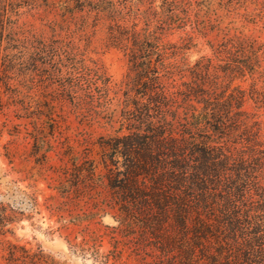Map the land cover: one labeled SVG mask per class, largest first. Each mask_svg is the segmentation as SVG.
<instances>
[{
    "label": "rangeland",
    "instance_id": "374dc122",
    "mask_svg": "<svg viewBox=\"0 0 264 264\" xmlns=\"http://www.w3.org/2000/svg\"><path fill=\"white\" fill-rule=\"evenodd\" d=\"M108 1L125 17L129 10L154 12L150 23L162 46L175 43L171 49L179 51L177 58L190 64L202 56L215 57L211 44L224 37L264 43V0H179L193 16L197 7L201 13L210 7L211 13L200 17L211 18L204 33L192 28V19L180 28H160L155 10L163 0ZM6 3L0 0V206L11 222L0 236V264L9 262V242L19 246L13 264H182L171 238L173 212L160 217L152 201L153 175L142 176L138 189L124 190L132 156H106L113 152L107 143L127 134L151 139L153 149H158L157 138L167 147L182 144L187 121L183 83L191 82V75L168 73L152 84L153 94L181 93L168 94V106L149 104L137 93L131 48L116 38L105 15L97 16L88 6V23L81 28L80 12L64 19L32 5L6 9ZM54 19L63 27H57L59 49L49 53L51 62L31 64L22 28L48 38ZM137 21L138 28L145 25L144 19ZM66 42L87 48V59L70 60ZM261 59L263 70L264 55ZM211 71L215 78V69ZM223 80L217 92L225 88ZM253 81L248 73L230 88L241 84L249 89ZM256 82L263 89L264 74L258 73ZM136 98L139 109L131 102ZM246 108L255 111L251 100Z\"/></svg>",
    "mask_w": 264,
    "mask_h": 264
},
{
    "label": "trees",
    "instance_id": "16d2710c",
    "mask_svg": "<svg viewBox=\"0 0 264 264\" xmlns=\"http://www.w3.org/2000/svg\"><path fill=\"white\" fill-rule=\"evenodd\" d=\"M182 3L163 0L158 4L155 14L160 28H180L192 19L193 29L206 32L211 18L200 17L210 14V7L204 13H201L203 8L197 7L193 16L189 5L184 7ZM22 4L40 8L47 14L56 11L64 19L68 14L80 12L81 28L88 23V6L97 16L103 14L109 18L116 38L131 48L137 93L148 98L149 104L168 106L170 96L181 93L163 90L153 94L152 84L161 82L168 73L191 75L192 81L183 83L187 121L182 144L173 141L167 147L157 138L158 149H153L151 139L127 134L107 143L114 153L106 158L132 156L124 173L128 182L121 184L124 190L138 189L142 176L153 175L152 201L160 217L173 212L171 238L173 248L181 254L182 264H264V112L258 113L264 111V88L256 85L258 73L264 74V69H259L264 43L239 35L224 37L217 45L211 44L215 57L202 56L190 64L177 58L179 51L171 49L177 47L175 43L162 46L158 31L150 23L154 12L129 10L125 17L108 0L89 3L88 0H7L3 6L8 9L9 5L14 10ZM142 19L145 25L138 28L137 20ZM0 20L2 23L1 15ZM49 25L54 33L48 38L37 37L33 30L22 28L23 45L31 50V64L51 62L49 53L60 47L62 40L56 33L61 24L54 19ZM0 36H4L3 31ZM63 47L72 55L73 62H79L82 56V60L87 59L83 52L87 48L72 42L64 43ZM35 49L40 50L38 54ZM212 68L215 78L210 77ZM248 73L254 79L249 89L241 84L230 88L232 81ZM220 78L224 79L225 88L222 86L217 92L216 86L222 84L218 82ZM250 100L255 111L246 108ZM131 102L139 109V98ZM194 130L203 133L191 135ZM166 162H170L167 168ZM142 191L137 193L144 198ZM10 222L0 206V236L8 231ZM7 250L8 264H13L10 260L17 256L19 246L9 242Z\"/></svg>",
    "mask_w": 264,
    "mask_h": 264
}]
</instances>
